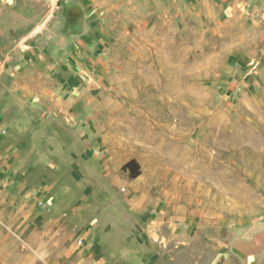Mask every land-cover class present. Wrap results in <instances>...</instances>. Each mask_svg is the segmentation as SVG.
I'll return each mask as SVG.
<instances>
[{"label":"rangeland","instance_id":"374dc122","mask_svg":"<svg viewBox=\"0 0 264 264\" xmlns=\"http://www.w3.org/2000/svg\"><path fill=\"white\" fill-rule=\"evenodd\" d=\"M252 224L264 0H0V264H207Z\"/></svg>","mask_w":264,"mask_h":264},{"label":"crops","instance_id":"0c3cea01","mask_svg":"<svg viewBox=\"0 0 264 264\" xmlns=\"http://www.w3.org/2000/svg\"><path fill=\"white\" fill-rule=\"evenodd\" d=\"M182 223L185 225V221ZM193 226L197 224L190 225V231ZM184 227L179 230L181 237L185 236ZM195 228L193 229L195 234L191 233L190 238L196 236L198 231ZM204 233L201 240L212 254L207 264H264V226L257 228L256 224H252L245 229L227 231L225 235H214L208 230Z\"/></svg>","mask_w":264,"mask_h":264},{"label":"trees","instance_id":"16d2710c","mask_svg":"<svg viewBox=\"0 0 264 264\" xmlns=\"http://www.w3.org/2000/svg\"><path fill=\"white\" fill-rule=\"evenodd\" d=\"M122 168L129 172L130 177H135L139 174V166L134 160L126 162Z\"/></svg>","mask_w":264,"mask_h":264},{"label":"bare ground","instance_id":"6f19581e","mask_svg":"<svg viewBox=\"0 0 264 264\" xmlns=\"http://www.w3.org/2000/svg\"><path fill=\"white\" fill-rule=\"evenodd\" d=\"M36 30H39V29H36ZM35 31H33L32 33H34Z\"/></svg>","mask_w":264,"mask_h":264}]
</instances>
